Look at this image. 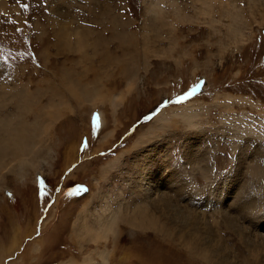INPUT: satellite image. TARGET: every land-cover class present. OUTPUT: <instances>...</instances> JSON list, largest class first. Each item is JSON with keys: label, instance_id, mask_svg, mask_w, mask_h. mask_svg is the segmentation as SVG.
Segmentation results:
<instances>
[{"label": "rangeland", "instance_id": "1", "mask_svg": "<svg viewBox=\"0 0 264 264\" xmlns=\"http://www.w3.org/2000/svg\"><path fill=\"white\" fill-rule=\"evenodd\" d=\"M63 1L0 0V264H218L217 243L232 264L263 259L264 0H118L117 12L107 0H93L92 10L88 0ZM101 8L111 10L104 19ZM111 15L133 39L113 40ZM78 32L88 34L83 43ZM16 141L27 163L5 156ZM151 150L169 175L161 186L173 206L214 232L195 235L202 256L185 247L190 228L180 234L161 201L149 209L165 237L147 219L133 225L110 214L145 205ZM82 184L89 193L72 198ZM233 199L238 222L254 225L249 236L222 216ZM82 212L87 229L108 235L78 229ZM20 244L26 251L8 263Z\"/></svg>", "mask_w": 264, "mask_h": 264}, {"label": "bare ground", "instance_id": "2", "mask_svg": "<svg viewBox=\"0 0 264 264\" xmlns=\"http://www.w3.org/2000/svg\"><path fill=\"white\" fill-rule=\"evenodd\" d=\"M89 2H90V9L92 10V8H93V6H94V3H92V1L93 0H88ZM108 2H113V4H114V6H113V12H117V7H118V0H107ZM202 1H206V0H202ZM213 1V0H212ZM212 1H211V3H212ZM63 2H68V1H66V0H64ZM1 5H2V3H0V7H1ZM4 6V5H3ZM96 6V5H95ZM100 6V5H99ZM105 9V11H103ZM91 10H89L90 11V13L92 14V12H91ZM94 10V9H93ZM103 11V16H102V19H104V18H106L105 17V15H108V13H110L111 12V10H109V9H106V8H101V11L100 12H102ZM98 16V15H97ZM62 17H64V16H62L61 15V19H62ZM91 17V16H90ZM119 17H120V15H116V16H113V15H111V23H112V29L114 30V32H113V34H112V38H113V40H117L118 42H122L123 41V44H124V41H125V38L126 37H131L132 39H133V35H128L127 33H126V31L125 30H122L121 28H120V26H122V27H125V23L124 22H122V21H120L119 20ZM75 19V18H74ZM63 20V19H62ZM75 20H78V18L77 19H75ZM150 21L151 22H154L155 20H154V18L153 17H151L150 18ZM76 22H78V21H76ZM103 25H105V23L103 24ZM106 28V27H105ZM123 32V33H122ZM93 33V32H92ZM91 35V34H90ZM77 36H78V38L80 39V41L82 42V40L84 41V39L88 36V34L87 33H80V32H78V34H77ZM95 36V35H94ZM91 38V37H90ZM103 38H105V37H103ZM92 39H94V38H92ZM99 39H102V38H99ZM86 40V39H85ZM115 40V41H116ZM97 41H98V39H97ZM111 41V40H110ZM83 43V42H82ZM3 93V92H2ZM30 96V91L29 90H25L22 94H20V98H21V100H25L26 98H27V96ZM1 99H3V97H0ZM97 113H99V112H97ZM96 113V114H97ZM164 113H161V115L160 116H162ZM104 116V115H103ZM103 116H102V113L100 112L99 114H97L96 116H95V119H94V122H95V124H96V127H97V130H99V129H101L102 128V125H103ZM16 117H21V114H18ZM104 126V125H103ZM36 146H38L39 145V147H40V144H38V143H36L35 144ZM37 148V149H35V147H34V149L33 150H35L34 152L35 153H38V152H40L41 151V149H43L42 147H40V148ZM22 149H20V151H21ZM19 151V148L17 147V146H15V147H13V149L11 150V152H9L8 154H7V156L9 157V155L11 156V159L12 158H14L15 156H16V153ZM71 151V150H70ZM153 151L154 150H151V151H149V152H147V153H145V156L146 157H144V163H145V165H146V167L144 168V170H143V174H142V178H144V177H146L147 178V186L145 187V193H146V197L148 198V200L144 203L145 205H142L141 204V206H139V204H135V203H133V204H131V210L129 209V210H125L126 211V213L125 214H123V215H120V206H119V209H118V211H113V210H111V212H110V214L112 215H114V218H117V222H118V220H121V218H122V216H124V219H123V221L125 220V222H127V223H130V224H135L137 221H140V222H142L141 221V219H140V217H142V218H144V219H147V220H149V223H151V225L153 226V227H159L160 228V232H161V234L165 237L167 234H165V224H163V223H161V224H159L158 223V216H155V214H154V212L152 211V209H149L150 207L151 208H157V209H159V202L161 201V202H163L164 204H165V206L164 205H162V206H164L166 209H170L171 211H169V210H167V211H164V213H162L163 214V216L164 217H167V216H171L172 215V217H173V220L175 221V225L179 228V227H181V229L179 228V230H178V232L180 233V234H182L181 232H183L184 230H188V228H190V232L192 233L190 236H189V238H191L192 240L191 241H189L188 240V238H187V240L189 241L188 242V244H186V248L190 251V253L191 254H195V255H198V256H202V250L203 249H199V247L197 246V245H195L194 244V242L196 241V234H198V233H202V234H204V235H206L207 236V239H208V237L210 236V235H214V232L212 231V229L210 230L209 228H208V225H206V226H203V224L199 221V219H197V220H195V221H188L187 220V218L185 219V216H183L184 215V213L182 212V210L180 209L179 210V207L178 206H173V204H172V202H171V199H169L167 196H166V194H167V189H169V185L168 186H166L165 188L164 187H162L161 186V184L164 182V181H167L166 179H168L169 178V175L167 174V173H165V171L163 172V169L165 168V165L164 164H162L159 160H157L156 159V156L153 154ZM143 156V155H142ZM188 158H189V156H188ZM7 159V158H6ZM143 164V163H142ZM7 165V161H4L3 163H2V166H3V168L5 169V166ZM261 165V164H260ZM35 166H37V165H33V167H35ZM258 167V168H257ZM2 168V169H3ZM2 169H1V171H2ZM141 169H142V167H141ZM34 170V169H33ZM255 171L256 172H260L261 171V169H260V166H255ZM206 172V171H205ZM207 178H208V176H207ZM141 179V178H140ZM160 184V185H159ZM220 187V186H219ZM158 191L157 193H158V196L156 195V196H152V193H154V191ZM223 191V190H222ZM227 191H229V190H225L224 192L227 194V195H229L228 193L229 192H227ZM180 195V194H179ZM158 197H159V199H158ZM229 197V196H228ZM223 198V197H222ZM229 198H231V197H229ZM228 198H226V200H227ZM230 201H231V199H230ZM252 201V200H251ZM251 201H249V202H246L247 204H246V206L247 207H255V203H252ZM214 202H212V203H210V204H213ZM227 204H226V209H223L222 210V216L224 217V219L226 220V223H227V225L229 226V227H232V228H235L236 230H239V231H242L243 233H245L246 231H248L247 229H250V230H252V227H254V225L253 224H251L253 221H254V219H250L249 220V223L251 224V225H253V226H250V227H243L239 222H238V220H239V218H238V216L239 215H234L232 212H234L233 211V203H234V199H233V201L232 202H226ZM171 206H173L172 208H171ZM245 206V205H244ZM243 205L240 207V210L238 211L239 212V214L242 216V214H244L243 216H245L246 214H247V212L246 211H244V207ZM109 207V206H108ZM137 207V208H136ZM246 207V208H247ZM103 209V208H102ZM111 209V208H110ZM110 209H109V211H110ZM125 209V208H124ZM105 210V209H104ZM250 210V209H249ZM259 211V210H258ZM258 211L256 210L255 212H256V214L258 213ZM245 212V213H244ZM254 212V211H253ZM250 214V213H249ZM251 214H253V213H251ZM255 215V214H254ZM120 216H121V218H120ZM107 217H108V220L110 219V217L107 215ZM246 217V218H245ZM245 217H242V218H240V220L242 219V220H247V217L248 216H245ZM178 224H179V226H178ZM81 227H83L82 225H80L79 226V229H82ZM212 228V227H211ZM257 229V228H256ZM95 231V236L97 237V236H104V238H105V236L106 235H108V232L107 231H102L100 228H98V229H96V230H94ZM250 232V231H249ZM237 233H238V231H237ZM255 233V232H254ZM260 232H258V234H259ZM246 234V233H245ZM184 236H185V234H183ZM246 235H248V234H246ZM249 236V235H248ZM264 239V238H263ZM211 242H213V241H211ZM264 242V241H263ZM200 250V251H199ZM211 251V253L213 254V258H217V263L218 264H224V262H225V264H232V262H230L229 261V259H228V257H229V254H228V250L226 249V247H224V245H222V244H220V243H217V244H213L212 245V248L210 249ZM104 252H105V250H104ZM104 252H102L101 254H100V256H103L104 255ZM205 253V255L207 254V252H204ZM211 253H209L210 255H211ZM205 255H203V257H204V260H206L207 261V259L208 260H210L209 258H207ZM248 264H264V258L262 259V258H260V257H258V256H254V262L253 263H248Z\"/></svg>", "mask_w": 264, "mask_h": 264}, {"label": "crops", "instance_id": "3", "mask_svg": "<svg viewBox=\"0 0 264 264\" xmlns=\"http://www.w3.org/2000/svg\"><path fill=\"white\" fill-rule=\"evenodd\" d=\"M1 136V135H0ZM21 142H18V141H16L15 142V145L13 144V147H15V146H18L19 144H20ZM23 146H25L26 144L23 142ZM13 147L10 149V151L13 149ZM34 147H35V149H37L38 148V146H36V145H34ZM22 150H21V154L24 152V148H21ZM113 151V150H112ZM112 151H110V152H112ZM106 153H108V151H106V152H104V151H102L101 152V155L103 156H105V154ZM8 154V153H7ZM7 154L5 155V156H7ZM29 157V156H28ZM14 158H16V159H18V161H19V158H18V156L16 155ZM14 158H12V160L14 159ZM27 161H28V159L26 158V156H24V155H22L21 157H20V161H19V163L21 164V163H27ZM4 162V160L3 159H1V163H3ZM7 163H8V161H7ZM20 166V165H19ZM61 186H58V188H57V190H56V193H60V191H61ZM75 189H77V186H75V187H73L72 189H71V197L73 198L74 197V194H76V193H78V192H75L74 193V190ZM76 196H77V194H76ZM48 210L49 209H47V208H45L44 209V214H45V217H46V215H47V212H48ZM36 214V213H35ZM82 215V216H81ZM84 215V213L82 212L81 214H80V216H79V218H78V220H77V222H76V225H77V228L79 229V226L80 225H82L83 227H81L82 229H84V230H86L85 232L87 233V235H92L93 237L95 236V231L94 230H90V229H87V226H85V223H86V219L85 220H83V217H86L85 215ZM81 217V218H80ZM35 218V217H34ZM37 219V218H36ZM123 219H124V216H122V218H121V221H123ZM35 220V219H34ZM45 220H46V218H45ZM43 223V222H42ZM36 225H37V223H36ZM43 225H45V224H41V229H43ZM35 231H36V227H35ZM35 231H34V233L33 234H31V235H28V236H33L34 234H35ZM91 231V232H90ZM43 232H41V234H42ZM81 233V232H80ZM74 235L75 236H78V233H77V231H76V229H74ZM28 236H26V237H28ZM33 238V237H32ZM35 240V239H34ZM37 242H40V241H37ZM42 242V241H41ZM40 242V243H41ZM0 244H2V243H0ZM34 244V243H33ZM32 244V245H33ZM42 244V243H41ZM41 244H40V247H39V249L38 250H40V248H41ZM21 246H22V244H20V246L18 247V249L17 250H15L11 255H7L6 257H4V259H7V258H10V260L8 261V263H10V261H12V260H14L15 259V253L16 252H20L21 251V253L22 254H24L23 252L24 251H26V249L27 248H25V249H22L21 248ZM32 248H33V246H32ZM5 251H6V249L5 248H3V249H0V253H2L3 252V254H5ZM28 251H31L30 249L28 250ZM33 251H37L35 248H34V250ZM20 255V254H19ZM19 255L17 254V258L19 257ZM12 257V258H11ZM90 258H87V259H85V262L84 263H82V264H88L89 263V260ZM95 262H97L96 260H95ZM60 264H75V262H73V261H71L70 263H66V262H62V263H60ZM79 264V263H78Z\"/></svg>", "mask_w": 264, "mask_h": 264}, {"label": "snow or ice", "instance_id": "4", "mask_svg": "<svg viewBox=\"0 0 264 264\" xmlns=\"http://www.w3.org/2000/svg\"><path fill=\"white\" fill-rule=\"evenodd\" d=\"M25 7H27V5H25ZM196 88H199V85H197ZM196 88H194V89H193L191 92H189L187 95H185V96H181V97H178V102L187 99L188 96H190V95H194L195 92H196ZM149 119H150V117H149ZM86 146H87V145L85 144V147H86ZM41 183H43V182H41ZM80 191L87 192L88 189H87L86 187H84V186H80V187H78L77 189L74 190V193H75V192H80ZM42 194H43V193H42Z\"/></svg>", "mask_w": 264, "mask_h": 264}]
</instances>
